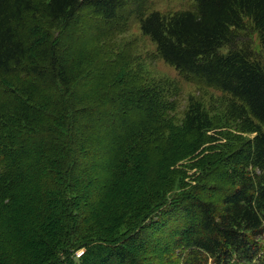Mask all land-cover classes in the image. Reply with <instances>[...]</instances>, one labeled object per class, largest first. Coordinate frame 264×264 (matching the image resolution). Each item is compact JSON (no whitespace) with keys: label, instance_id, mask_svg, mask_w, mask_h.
I'll return each instance as SVG.
<instances>
[{"label":"trees","instance_id":"1","mask_svg":"<svg viewBox=\"0 0 264 264\" xmlns=\"http://www.w3.org/2000/svg\"><path fill=\"white\" fill-rule=\"evenodd\" d=\"M193 1L0 0V264H264V65L237 43L264 49V0ZM132 19L254 136L218 142L199 99L180 118L176 82L116 71L112 50L94 98L92 54Z\"/></svg>","mask_w":264,"mask_h":264},{"label":"rangeland","instance_id":"2","mask_svg":"<svg viewBox=\"0 0 264 264\" xmlns=\"http://www.w3.org/2000/svg\"><path fill=\"white\" fill-rule=\"evenodd\" d=\"M152 9L159 10L163 14H172L180 10L192 9L194 7L193 0H152ZM129 29V30H128ZM128 29L113 38L106 36L100 40L98 47L93 52L92 59L95 61V68L97 67L99 75L102 77L95 82L97 92L94 96L101 95L104 87L107 89L109 83H112L116 78L114 73L121 69H126V64L133 67V72L138 74L141 78L148 81L169 79L175 81L180 91L176 92L177 107L175 114L180 118L187 108L188 100L191 95L199 99L206 109L209 111L214 119V137L221 139L218 142L231 143L239 145L245 140L252 138L254 133L248 132L245 129L243 122L235 116L231 109V99L229 95L221 90L215 89L204 84L188 82L179 75L174 66L166 63L157 53L156 45L151 38L145 35L137 20L132 19L129 23ZM240 46H247L252 49L254 58L260 60L264 65V49L260 44L258 34L253 31L243 33L237 42ZM127 45V46H126ZM93 50V49H92ZM113 51L112 57L122 56L115 64L116 71L110 68L103 60L106 52ZM228 47H223L222 51L226 52ZM101 69V70H99ZM119 79L114 84H119ZM104 85V86H103ZM83 90L84 87H81ZM231 109L232 112L229 111ZM200 175L197 168L187 165L183 169L182 182L185 185H196V177ZM211 177V176H209ZM179 185V184H177ZM179 190L176 186L175 192ZM83 252L79 250L78 256ZM147 263L152 264L154 261L146 259Z\"/></svg>","mask_w":264,"mask_h":264}]
</instances>
